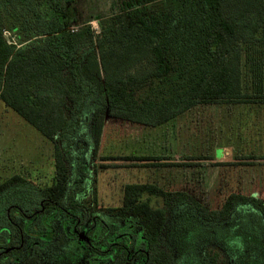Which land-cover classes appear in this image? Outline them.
<instances>
[{
  "label": "trees",
  "instance_id": "1",
  "mask_svg": "<svg viewBox=\"0 0 264 264\" xmlns=\"http://www.w3.org/2000/svg\"><path fill=\"white\" fill-rule=\"evenodd\" d=\"M75 1L0 0V102L53 144L55 169L47 188L20 176L2 182L1 208L19 205L23 196L97 206L96 194L86 199L90 176L83 157L88 146L96 151L106 116L158 128L199 106H243V121L251 124L264 112V0H171L165 9L152 4L158 0H118L126 16L100 21L99 33L90 22L73 25ZM4 31L17 43L7 42ZM144 197L206 222H225L239 207L264 218L262 202L249 196L230 194L211 211L183 191L127 184L121 206L104 212L139 224L149 264H163L166 215Z\"/></svg>",
  "mask_w": 264,
  "mask_h": 264
},
{
  "label": "rangeland",
  "instance_id": "2",
  "mask_svg": "<svg viewBox=\"0 0 264 264\" xmlns=\"http://www.w3.org/2000/svg\"><path fill=\"white\" fill-rule=\"evenodd\" d=\"M152 4L165 9L172 1L158 0ZM119 11L118 0H76L70 9V20L74 26L90 22L99 33L100 21L126 16ZM4 25L11 27L9 21H4ZM8 34L4 31L6 41L17 43ZM19 43L24 44L22 37ZM248 80H244L246 85ZM243 119L245 113L239 105L199 106L158 128L106 116L96 151L88 146L83 157L90 176L86 199L90 193L96 194L97 206L93 209L103 216L105 209L121 206L123 186L150 183L165 191L189 193L211 211L218 210L230 194L253 197L264 205V112L252 122L253 126L250 120ZM87 130L84 127L82 135ZM53 151V144L0 102V184L20 176L39 188L50 187L55 172ZM131 156L160 160H124ZM105 158L114 160L102 161ZM70 168L73 183L76 171L74 165ZM143 201L165 211L161 241L172 264H230L221 249L229 245L224 241L227 238L218 242L216 239L221 238L220 232L227 233L226 228L238 221L246 207H239L227 221L217 223L191 218L190 213L178 208H165L157 198L144 197Z\"/></svg>",
  "mask_w": 264,
  "mask_h": 264
},
{
  "label": "flooded vegetation",
  "instance_id": "3",
  "mask_svg": "<svg viewBox=\"0 0 264 264\" xmlns=\"http://www.w3.org/2000/svg\"><path fill=\"white\" fill-rule=\"evenodd\" d=\"M1 209L0 264H149L152 257L138 223L105 212L100 216L87 206L74 208L69 201L59 204L23 196L19 205ZM238 218L227 233L219 230L216 242L227 238L229 245L221 249L230 264H264L263 216L246 207ZM162 250L163 264H170L169 251Z\"/></svg>",
  "mask_w": 264,
  "mask_h": 264
},
{
  "label": "crops",
  "instance_id": "4",
  "mask_svg": "<svg viewBox=\"0 0 264 264\" xmlns=\"http://www.w3.org/2000/svg\"><path fill=\"white\" fill-rule=\"evenodd\" d=\"M105 122V121H104Z\"/></svg>",
  "mask_w": 264,
  "mask_h": 264
}]
</instances>
